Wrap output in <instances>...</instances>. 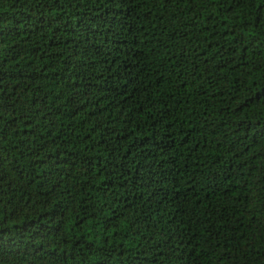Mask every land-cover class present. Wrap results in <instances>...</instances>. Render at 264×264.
Masks as SVG:
<instances>
[{
  "label": "trees",
  "instance_id": "16d2710c",
  "mask_svg": "<svg viewBox=\"0 0 264 264\" xmlns=\"http://www.w3.org/2000/svg\"><path fill=\"white\" fill-rule=\"evenodd\" d=\"M0 264H264V0H0Z\"/></svg>",
  "mask_w": 264,
  "mask_h": 264
}]
</instances>
